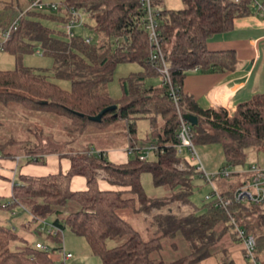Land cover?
I'll return each mask as SVG.
<instances>
[{
    "label": "trees",
    "instance_id": "trees-1",
    "mask_svg": "<svg viewBox=\"0 0 264 264\" xmlns=\"http://www.w3.org/2000/svg\"><path fill=\"white\" fill-rule=\"evenodd\" d=\"M183 2L185 9L176 11L160 8L162 0H153L154 19L169 63L172 85L179 91L184 115L198 117V125L192 126L195 145L222 143L226 161L223 169L244 166L247 149L256 147L264 151V94L239 103L234 115L229 117L224 109H200L184 93V81L194 70L226 73L236 68L235 51L212 52L207 42L214 35L233 31L237 19L251 16L252 0ZM58 5L55 12L27 11L19 6L16 19L22 13L25 15L3 44V50L15 56L17 67L12 71H0V105L20 103L31 110L82 118L99 127L124 122L126 135L132 142L137 140V121L149 119L152 131L140 147L154 145L157 149L148 161H142L137 151L122 164L113 163L107 153H97L88 145L78 152H69L68 172L42 177L21 175L10 201L0 205V212L14 219L15 211L20 209L23 214L45 220L56 207H65L70 201L76 203L79 211L52 224L62 233L41 231L40 223H22L21 226L27 229L36 225L34 231L39 236L58 244L64 241V231L68 228L76 236L85 238L92 255L99 257L103 264H200L210 257L227 256L231 247L242 243L231 224L234 218L246 234L255 237L256 258L264 264V205L232 202L227 207H217L214 200L205 199L200 204L192 200L197 188L195 175L206 178L196 171L188 156L178 155L180 122L170 88L147 85L149 80H160L161 73L160 65L152 59L155 48L149 38L148 13L142 0H64ZM73 10L94 23L91 26L87 22L84 26L95 30L96 43L88 37L75 35L71 38L66 29V33L59 32L66 40L55 38L53 30L32 20L50 19L66 28L73 19ZM31 42H39L55 59L56 75L60 79H70V91L50 82L45 70L23 66L24 55L34 51ZM124 63L139 64L142 71L121 80L123 94L114 99L107 93V85L112 82L118 65ZM115 106L116 109L105 114L100 123L89 119ZM13 146H19L20 152H7ZM56 153L63 155V151L49 149L45 139L39 144L13 139L0 143V160L24 155L29 163L44 164L46 155ZM180 164L186 169H179ZM100 172L109 184L120 189H102ZM144 173L152 175L156 187L169 189L171 194L167 200L147 195L142 185ZM233 175L239 180L234 187L222 183L219 188L226 199H233L235 190L243 184L240 183L243 174ZM77 177L86 180L85 190H72ZM0 178L3 177L0 175ZM215 179L226 180L220 176ZM174 204L187 207L189 214L180 216L167 211ZM126 209L149 215L158 236L145 241L119 214ZM178 235L187 241L189 253L171 263L157 262L153 254L163 249V240ZM120 238L127 240L109 246ZM37 244L32 245L21 236L17 226L0 223V264H65L56 262L49 248L39 249Z\"/></svg>",
    "mask_w": 264,
    "mask_h": 264
},
{
    "label": "rangeland",
    "instance_id": "rangeland-1",
    "mask_svg": "<svg viewBox=\"0 0 264 264\" xmlns=\"http://www.w3.org/2000/svg\"><path fill=\"white\" fill-rule=\"evenodd\" d=\"M30 0H0V41L3 39V27L8 23V19L12 16V9L17 6H25ZM64 0H44V3L50 4H61ZM162 8L167 10H183L185 9V4L183 0H162ZM6 7H9L7 10ZM87 19V18H86ZM87 21V20H86ZM91 26H94L93 22H90ZM40 23L54 32L60 31L66 33L64 26L57 21L50 19H40ZM77 36H83L91 38L94 43L98 41V36L93 28L90 27H76L73 30ZM57 36V35H56ZM60 36V37H59ZM57 38L63 40L67 39L65 36L58 35ZM39 42H31L34 47L30 53L24 55L23 66L27 68H32L34 70H45L46 75L50 82L59 85L64 91H70L72 89V82L70 79L58 78L55 71V66L57 62L55 59L43 53L44 55L36 54L37 49H45ZM42 50V52H44ZM14 57L12 55H3V59L0 58V71L14 70ZM10 63V64H8ZM142 70L141 66L136 63H124L118 65L114 75L113 80L107 85V93L114 99H119L122 96L121 80L127 78L131 74L139 73ZM159 80H149L147 82L148 86H157ZM162 121V119L160 120ZM125 123L117 122L108 127H99L94 123L87 122L86 120L78 117H72L68 115H59L52 112H42L39 110L28 109L26 106L20 103H10L8 106L0 105V143H6L10 140L28 142L32 141L33 144H39L45 139L46 146L49 149L55 151H63V155H58L57 158H52L46 161L44 164L29 163L24 155H20L15 159L3 160L9 164H12V173L15 172L17 179L28 169V172L37 175L44 176L57 172H65L69 157L67 154L69 152H78L85 146L93 147L97 153L105 152L109 155V158L113 156L114 153L122 152L123 149H128L127 139L125 137ZM138 125V136L137 141H141L142 138L150 133L151 123L149 119H140L137 121ZM197 151L201 158L204 167L212 169L213 171L219 172L226 166L225 154H224V144H212L208 146H198ZM7 152L19 153V146L10 147ZM247 160L244 166L226 169L232 174L231 177L227 178L225 181L226 186L232 188L239 181L237 177L233 174L241 173L245 174L248 167L252 164L258 163V149L252 147L246 150ZM263 154V153H262ZM126 156H129L126 152ZM21 158V159H20ZM20 159V161H19ZM48 159V158H47ZM58 160L62 166L61 169L55 168L52 162ZM19 161V162H18ZM191 164L197 168L198 163ZM212 174L213 172H207ZM99 180L100 182L106 183L109 189H120L117 186H113L108 183L105 179V175L100 172ZM245 176V175H244ZM243 179V177H242ZM220 179H214L213 184L218 189V181ZM3 185V198H0V205H4L10 201L7 192V181ZM195 184L197 186L196 192L192 200L200 204L204 201L207 196L213 191V185L208 183L206 179L200 177V175H195ZM142 185L148 196L152 198H159L167 200L170 197V191L166 187H156L153 183L152 175L149 173H144L142 175ZM219 190V189H218ZM80 207L70 201L65 207H56L44 221L45 223L52 225L56 220L62 221V219L71 212L79 211ZM174 212L180 216H185L189 214L190 209L184 207L180 204H174L167 209V211ZM0 212V223L8 226H17L18 233L27 239L32 245L40 241L45 244L51 251L52 258L58 263H66L64 255L61 249H69L68 244H73L71 239L74 238L80 242L78 244V249L73 250L75 256L86 252L91 253L89 244L83 237L76 236L68 228L64 231V241L61 243H54L48 241L46 237L39 236L33 225L27 229H24L21 225L22 223L29 224L32 221L30 214H23L22 211L16 210L17 214L14 219H10V216L2 214ZM121 217L128 221L133 228L138 231L145 241H149L158 236L157 228L152 225V219L149 215H144L140 212L134 210L126 209L119 212ZM69 238V239H67ZM127 238H120L118 241L111 242L110 247L116 246L119 243L125 242ZM74 245V244H73ZM59 249V250H57ZM77 251V252H76ZM66 253H68L66 251ZM189 253L188 243L181 236L178 235L175 238L163 240V249L157 251L153 254V258L159 261H165L171 263Z\"/></svg>",
    "mask_w": 264,
    "mask_h": 264
},
{
    "label": "crops",
    "instance_id": "crops-1",
    "mask_svg": "<svg viewBox=\"0 0 264 264\" xmlns=\"http://www.w3.org/2000/svg\"><path fill=\"white\" fill-rule=\"evenodd\" d=\"M30 1L27 2V4L24 7L22 6L23 9L27 10L30 7L31 5ZM50 4H54V3H50ZM160 8H162V6H160ZM252 8H253V14L251 16L239 18L235 21L233 31L214 35L207 42V48L209 51L212 52L235 51L238 59V65L236 66V68L226 73H209V72H202L200 70H194L188 73L184 81V93L187 96H189L199 106L200 109L202 110L224 109L226 111L227 110L235 111L239 103L247 102L257 94H264V16L255 7ZM6 9L8 10L9 7H6ZM11 9H12V16L8 19L7 25L3 27V35H2L3 39L0 41L1 59H3V55H11L3 50V44L6 42L4 35L5 32L11 27V25L16 20V16L18 12H20L19 6ZM32 20L40 22V19L38 18H32ZM86 20L87 19L85 18V21ZM87 22L88 20L86 21V24ZM59 32L60 31H56L55 35L53 36L57 38L58 35H61L59 34ZM42 50L43 49L40 48L37 49L36 54L40 56L44 55L43 53L47 54L46 51L43 50L44 52H42ZM12 57H14L15 59L13 62L15 67L14 69H16L17 61L15 56L12 55ZM8 71H12V70H8ZM160 86H161V82L159 80V84L156 87H160ZM126 127L127 125H125L124 134L127 139V145L136 144L138 146H141L142 140H144L149 135L148 133L145 136V138L141 139V141L136 140L135 142H132L129 140L128 136L126 135V129H127ZM137 130H138V125H137ZM151 131H152V126H151ZM126 152L127 150L123 149L122 152L114 153L113 156L109 159L115 164L126 163L129 160V156H126ZM258 152H260V154H258V163L256 165H260L264 167V151H260L258 149ZM57 154L59 156L61 155L59 153L46 155L44 159L47 161L52 158H57L56 157ZM52 165L55 168H59V169H61L62 166V164L56 159L55 161L52 162ZM70 166H71L70 161H68L66 167L67 169L64 173L69 171ZM12 167H13L12 164L3 161V159L0 160V175L3 178H5V179L0 178V197H3V185H4L3 181L8 182L7 185L9 187H7L6 189L8 192V196L10 197L13 195V189L18 179L16 173L15 172L12 173L13 171ZM205 170L207 172H213L212 174L217 173L216 171H213L212 169H209L207 167H205ZM22 175L42 177L40 175L37 176L29 173L28 169L24 171ZM244 175L240 183L244 182V180L247 179L246 172ZM218 183H219L218 189L221 188L220 187L221 185L223 184L226 185V183L222 182L221 180H219ZM108 186L106 183L101 182L102 189H109ZM86 187H87V183L85 179L81 177H77L73 180V184H72L73 191H82L85 190ZM71 242L74 245L71 243L68 244L69 249H67L66 246V251L72 254L73 258L69 260H65L66 262L65 264H103V262L99 257H96L89 252L88 253L83 252L78 256H75V254L71 249L77 250L78 244L80 242H78V240L74 238L71 239ZM36 243H41V242L38 241ZM200 264H253V263H251L249 260L246 259L244 245L240 243L231 247L228 251L227 256L220 255V256L210 257L203 260Z\"/></svg>",
    "mask_w": 264,
    "mask_h": 264
},
{
    "label": "built area",
    "instance_id": "built-area-1",
    "mask_svg": "<svg viewBox=\"0 0 264 264\" xmlns=\"http://www.w3.org/2000/svg\"><path fill=\"white\" fill-rule=\"evenodd\" d=\"M235 3H239L240 0H233ZM142 4L145 6L148 13V24L147 30L149 33V38L151 44L155 48V52L152 55V59L156 62V64L160 65V73H161V87H169L170 88V96L173 100L176 113L180 122V131L177 136L179 144L177 146L178 155L179 156H188L190 162L198 163L196 171L201 173L207 180L208 183L213 185V191L207 196V200H214L215 205L218 207H227L232 202H236L238 204H254L258 206L264 205V167L260 165L253 164L246 171L247 179L244 180L243 184H241L234 192L233 199H226L225 196L214 186L213 180L220 176L221 178H229L231 177V173L227 169H223L215 174H208L205 170V167L201 161L199 153L197 151V146L193 140L192 134V125L186 119L182 108L180 106V94L179 91L172 85L171 75H170V67L169 63L166 60L161 41L158 33V25L154 19L155 9L153 8V0H142ZM252 7H255L261 14L264 16V0H252ZM59 9L58 4H46L43 0H34L27 11H52L55 12ZM25 15L22 13L11 25V27L5 32L4 38L7 41L11 36L14 30H17L19 26L20 19ZM86 21L85 18L78 12L73 10V19L66 26V31L70 35L71 38L75 37V32L73 31L76 27H83ZM229 117L234 115L235 111L227 110ZM157 148L154 145H148L143 148L136 144H131L128 146L127 153L133 154L134 152H140V159L142 161L150 160L152 154L155 152ZM39 158V157H38ZM21 159V158H20ZM19 159V160H20ZM28 159V158H27ZM37 159V158H36ZM179 169L184 170L186 167L183 164H180ZM32 221L30 224L40 223L41 231L47 232L49 234H58L62 233V230L55 227L54 225H49L44 221L38 219L35 216H32ZM231 224L235 227V230L238 232L239 237L241 238V242L244 245L245 257L253 264H261L256 258V249L257 242L254 236L246 234V231L240 227L239 223L232 218ZM37 248L47 250L48 247L42 243H38ZM64 255L65 260H69L73 258V255L70 253H66L65 248L61 249Z\"/></svg>",
    "mask_w": 264,
    "mask_h": 264
},
{
    "label": "water",
    "instance_id": "water-1",
    "mask_svg": "<svg viewBox=\"0 0 264 264\" xmlns=\"http://www.w3.org/2000/svg\"><path fill=\"white\" fill-rule=\"evenodd\" d=\"M114 109H116V106L115 107H109V108L105 109L104 111H102L98 116L89 117V119L91 121H93V122L100 123L102 121V118L104 117V115L107 114L108 112L114 110ZM186 119L189 121V123L192 126H197L198 125V117L197 116L189 114V115L186 116Z\"/></svg>",
    "mask_w": 264,
    "mask_h": 264
}]
</instances>
